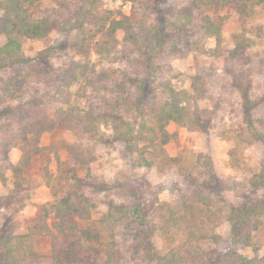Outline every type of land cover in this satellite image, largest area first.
Here are the masks:
<instances>
[{
    "label": "rangeland",
    "instance_id": "1",
    "mask_svg": "<svg viewBox=\"0 0 264 264\" xmlns=\"http://www.w3.org/2000/svg\"><path fill=\"white\" fill-rule=\"evenodd\" d=\"M79 5L77 0H35L29 11L33 17L51 12L67 18ZM97 5L101 11H113V16L118 18V12L135 13L148 24L158 23L160 12L168 14L170 29L180 34L179 39L172 40L174 45L166 56L168 62L163 61L165 67L154 70L148 77L144 95L151 102L162 100L165 98L162 83L171 82L177 90L187 91L191 106L201 111L200 125L182 126L173 122L168 125L171 133L178 134L176 140L166 145L169 156L182 157L184 165L193 169V173L187 177L163 161L145 167L139 152H133L124 139L126 126L117 125L116 129L110 122L111 118L132 121L137 109L131 105L139 102L138 81L133 82L136 63L127 58H133V53L123 31L117 34L120 44L114 60L106 65L115 70L110 85L100 92L99 99L94 95L89 101L86 98L78 101L81 107H88L90 103L95 111L104 113L103 119H107V123L90 136L61 129L46 132L41 144L47 146L53 141L58 144L62 138L71 143L97 146L101 157L92 167L96 186L91 192L97 199L93 218L106 217L111 203L132 204L135 201L141 203L147 218L143 224L135 222L115 229L122 255L114 264H158L162 254L172 246L182 245L185 239L186 231L171 225L170 216L178 209L182 196L193 187L212 197L215 206L224 214L230 206L242 205L247 197H264V7L254 6L253 13L245 15L238 11V1L222 6L205 0L194 3L191 0H139L136 3L97 0ZM183 7L193 8L195 25L179 33L173 24L175 13ZM208 19L221 25V47L215 37L208 36L202 29ZM238 34H243L251 43L243 56L234 54ZM72 35V32L56 28L44 39L25 40V58L43 72L28 79L22 95L17 94L14 98L4 86L15 74L20 75L19 79L25 76L30 64H11L0 71V163H16L21 155L19 144L23 122L17 121L14 113L7 110L11 111L20 101L31 97L43 101L45 109L54 106L53 93L59 82V72L77 56L67 48L47 57H41L40 52L50 45L67 42ZM4 41L5 37L0 34V44ZM92 58L97 60L95 54ZM169 65L172 72L167 70ZM196 74L201 78L198 81L193 78ZM78 88L75 85L73 90ZM245 89L250 101L245 99ZM128 106L133 110L127 109ZM237 134H243V138H238ZM233 149L236 150L235 160L230 156ZM59 155L61 162L68 159L65 149L60 148ZM57 169V159L49 151L34 160L15 205L0 209V227L9 225L15 233L27 232L39 207L55 198L46 184V177L47 171L55 176ZM6 175L7 184L0 181V197L14 191L13 174L7 171ZM215 231L221 237L220 242L203 240V251L233 250L250 258L264 257V227L255 233L257 250L253 246L232 244L231 225L226 220L217 225ZM49 248L50 238L45 237L40 242V249L47 252ZM103 261L98 255L87 264ZM206 261L205 264H212L211 260ZM39 264L53 263L45 260Z\"/></svg>",
    "mask_w": 264,
    "mask_h": 264
},
{
    "label": "trees",
    "instance_id": "2",
    "mask_svg": "<svg viewBox=\"0 0 264 264\" xmlns=\"http://www.w3.org/2000/svg\"><path fill=\"white\" fill-rule=\"evenodd\" d=\"M34 1L0 0V34L5 37L0 44V71L11 64H30L24 55L25 40L44 39L56 28L72 32V38L63 44L50 45L40 52V56H52L58 50L67 48L77 58H71L59 72V84L55 85L53 93L55 104L49 110L36 97L20 101L11 111L7 110L14 113L17 121L23 122L19 144L21 155L16 163H0V181L7 184V171H11L14 177V191L0 197V209L15 205L34 160L44 156L45 151L54 154L58 169L55 176L47 171L46 177V184L55 198L39 207L27 232L15 233L9 225L0 227V264H39L45 260L53 264H87L89 259H96L98 255L104 259L101 264H114L122 255L115 229L135 222L145 223L144 208L139 201L132 204L111 203L106 217L94 219L97 199L91 192L96 186L92 167L101 157V151L93 144L71 143L62 138L57 141L58 144L53 141L44 146L41 139L44 133L60 129L90 136L107 123V119H103L104 113L95 111L90 103L88 107H81L78 101L82 98L89 101L94 95L99 99L100 92L110 85L115 70L106 65L114 60L120 44L117 34L123 31L133 53V58H127L136 63L133 82L138 81L139 102L131 105L137 109L132 121L111 118L110 122L116 129L117 125L126 126L124 139L133 152H139L142 165L152 167L157 161H163L166 166H175L181 174L191 176L193 169L184 165L182 157L169 156L167 152L166 145L178 138L176 132L168 130V125L172 122L191 127L200 125L201 111L191 106L187 91L177 90L171 82L162 83L165 93L162 100L151 102L144 95L148 77L154 70L160 71L165 67L163 61L166 59L168 62L166 56L170 52L168 49L174 45L172 40L181 36L170 29V18L162 12L158 23L148 24L138 19L135 13L127 15L118 12V18L111 10L101 11L97 0H77L80 5L67 18L51 12L33 17L29 8ZM123 1L136 3L139 0ZM191 1L194 3L196 0ZM205 1L222 6L238 1V11L245 15L253 13L254 6L264 7V0ZM175 14L173 25L179 33L195 25L192 7L180 8ZM202 29L208 36L215 37L218 47H221L220 24L208 19ZM236 43L235 56H243L251 44L243 34L236 35ZM93 54L97 60H93ZM169 66H166L167 70L172 72L173 68ZM29 67L25 76L19 79L20 75L15 74L4 86L14 98L25 93L24 86L30 77L43 72L42 68H35L33 64ZM193 78L198 81L200 76L196 74ZM75 85L79 86L76 91L73 90ZM244 92L245 99L250 101L248 91L245 89ZM115 102L118 104V101ZM113 106L116 107V104ZM132 108L127 107L129 110ZM237 137L243 138V134H237ZM60 148L68 153L66 161L61 162ZM230 156L236 159L235 149L230 151ZM262 177L264 180V169ZM223 220L231 225L232 244L253 246L257 250L254 238L255 233L264 227V197H247L242 205L230 206L224 214L215 206L212 197L193 187L182 196L178 209L170 216L171 225L186 231L185 239L182 245L172 246L162 254L158 264H205L207 259L212 264H264V257L250 258L233 250L222 253L203 251V240L220 242L221 237L215 227ZM45 237L50 238L47 252L40 249V242Z\"/></svg>",
    "mask_w": 264,
    "mask_h": 264
}]
</instances>
